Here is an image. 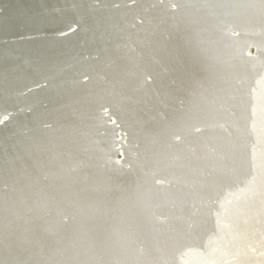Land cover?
Here are the masks:
<instances>
[{
	"label": "bare ground",
	"instance_id": "1",
	"mask_svg": "<svg viewBox=\"0 0 264 264\" xmlns=\"http://www.w3.org/2000/svg\"><path fill=\"white\" fill-rule=\"evenodd\" d=\"M0 264H264V0H0Z\"/></svg>",
	"mask_w": 264,
	"mask_h": 264
},
{
	"label": "rangeland",
	"instance_id": "2",
	"mask_svg": "<svg viewBox=\"0 0 264 264\" xmlns=\"http://www.w3.org/2000/svg\"><path fill=\"white\" fill-rule=\"evenodd\" d=\"M44 1H46L47 3H49V0H44ZM76 1H79V0H76Z\"/></svg>",
	"mask_w": 264,
	"mask_h": 264
}]
</instances>
